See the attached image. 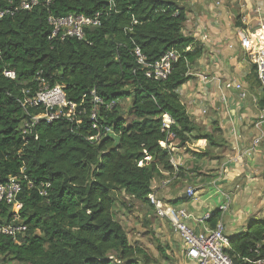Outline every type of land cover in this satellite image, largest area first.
<instances>
[{"label":"trees","instance_id":"trees-1","mask_svg":"<svg viewBox=\"0 0 264 264\" xmlns=\"http://www.w3.org/2000/svg\"><path fill=\"white\" fill-rule=\"evenodd\" d=\"M23 1L0 0V11L14 13L0 19V184L22 178L19 205L1 203L0 223L19 215L27 231L17 241L0 234V264H152L114 217V194L154 208V182L183 177L170 163L173 149L191 151L198 140L201 130L179 89L193 78L190 70L205 49L186 30L184 0H51L32 11L19 9ZM98 13L101 26L87 30L84 40L52 38L50 15ZM136 47L149 63L168 52L179 57L165 80L149 79ZM42 83L64 86L68 106L58 119H42L25 133L31 116L45 109L28 114L23 91L33 94ZM93 92L104 102L98 129L91 121ZM124 100H131V120L121 111ZM46 184L43 197L39 189ZM218 219V213L209 218L211 228ZM263 242L264 220H254L229 237L227 254L234 264H259ZM158 251L170 260L161 245Z\"/></svg>","mask_w":264,"mask_h":264},{"label":"crops","instance_id":"crops-1","mask_svg":"<svg viewBox=\"0 0 264 264\" xmlns=\"http://www.w3.org/2000/svg\"><path fill=\"white\" fill-rule=\"evenodd\" d=\"M181 6L186 30L205 49L190 70L193 78L179 89L201 131L191 151L173 149L172 166L183 177L155 181L154 193H165L168 204L187 210L188 223L198 231L211 228L209 218L218 213L232 237L264 220V87L241 44L242 33L264 36V0H184ZM233 81L242 84L245 99L227 88ZM192 186L195 197L189 198ZM226 195L231 203L221 212Z\"/></svg>","mask_w":264,"mask_h":264},{"label":"built area","instance_id":"built-area-1","mask_svg":"<svg viewBox=\"0 0 264 264\" xmlns=\"http://www.w3.org/2000/svg\"><path fill=\"white\" fill-rule=\"evenodd\" d=\"M51 0H24L19 9L23 11H32L35 7L42 5L49 6ZM18 10V9H17ZM13 12L0 11V19L5 14ZM102 14L98 13L95 16L88 17L84 15L69 14L66 16H49V23L52 27V38H58L60 40H66L69 38H75L78 40H84L86 37V31L101 26ZM258 33V32H257ZM206 39V36H204ZM242 47L254 64L258 79L264 87V36L261 33L259 36L252 33H242L241 38ZM134 56L137 63L146 71V76L149 79L165 80L172 69L173 62L178 60L177 52H168L164 57L155 63H149L147 58L142 53L139 47L134 49ZM6 78L15 80L16 73L14 71H5ZM235 88L240 92V98L245 99L247 94L243 90V86L237 82H229L227 88ZM22 106L29 114V108L45 109V113L37 116H31L30 123L25 126V133L29 132L32 127L35 126L40 120L46 119L49 122L58 119L61 116L60 110L68 106L66 100V94L64 86L56 85L54 87L48 86L45 83L41 84V87L33 94L30 90H24ZM93 94V103L95 108L91 114V121L93 127L98 129V112L100 106L104 105L101 98ZM114 104L107 106V109L111 110ZM169 117L165 116L166 127L169 128L171 124ZM107 133H111L110 128H106ZM98 138V137H97ZM95 138L92 137L91 140ZM259 139L255 141L257 145ZM171 165H174L173 157L170 160ZM170 184L167 181L166 186ZM50 184L43 185L39 189V193L43 197L48 196V188ZM22 191V178L14 177L8 179L5 183L0 184V204L19 205L17 197ZM189 198L195 197L193 189H188L186 192ZM151 205L158 211L159 216L167 218L177 235L180 237L183 243L182 254L193 262L194 264H234L232 259L227 254L229 248V237L225 232V225L222 220H219L214 228H206L202 231L196 230L192 227L188 221L192 216L184 208H178L163 202L159 199V194L153 193L149 197ZM231 203L230 195L225 196L224 203L220 206L221 212H227ZM19 215H15L10 222L4 220L0 223V234L12 237L14 240H18L19 235L24 234L27 231V226L19 222ZM264 245V242H263ZM259 264H264V260L259 261Z\"/></svg>","mask_w":264,"mask_h":264},{"label":"rangeland","instance_id":"rangeland-1","mask_svg":"<svg viewBox=\"0 0 264 264\" xmlns=\"http://www.w3.org/2000/svg\"><path fill=\"white\" fill-rule=\"evenodd\" d=\"M130 104L131 100L121 102V111L127 119H129ZM166 187L164 186L162 190ZM190 188L195 189V186ZM158 190L161 191L159 188ZM159 199L169 203L168 196L165 193L159 195ZM114 200V217L125 227L129 233L130 241L140 245L148 252L153 259L152 264H186L182 256L180 237L167 218L159 216L158 211L151 208L149 204L131 198L124 192H116ZM160 245L166 250L170 258L169 261H166L158 251Z\"/></svg>","mask_w":264,"mask_h":264}]
</instances>
